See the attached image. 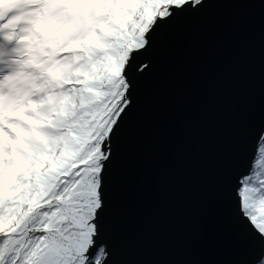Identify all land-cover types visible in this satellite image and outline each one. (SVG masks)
Instances as JSON below:
<instances>
[{"label":"snow or ice","instance_id":"obj_1","mask_svg":"<svg viewBox=\"0 0 264 264\" xmlns=\"http://www.w3.org/2000/svg\"><path fill=\"white\" fill-rule=\"evenodd\" d=\"M8 2L0 9V264H108L98 243L105 185L138 73L149 67L138 61L203 0ZM25 67L36 77L27 98ZM231 197L235 220L264 241V129Z\"/></svg>","mask_w":264,"mask_h":264},{"label":"water","instance_id":"obj_2","mask_svg":"<svg viewBox=\"0 0 264 264\" xmlns=\"http://www.w3.org/2000/svg\"><path fill=\"white\" fill-rule=\"evenodd\" d=\"M138 63L105 185L108 264L260 263L231 188L264 129V0H203Z\"/></svg>","mask_w":264,"mask_h":264},{"label":"clouds","instance_id":"obj_3","mask_svg":"<svg viewBox=\"0 0 264 264\" xmlns=\"http://www.w3.org/2000/svg\"><path fill=\"white\" fill-rule=\"evenodd\" d=\"M13 4H10L8 0H0V9L7 10L10 7H13ZM31 63V61H26V65ZM48 72L50 74H53V70L51 68L48 69ZM19 79L21 81V89L24 91V97L27 98L29 95H31V89L36 87L35 80L36 77L33 73L27 71V68L25 67L24 70H22L19 74ZM36 103L29 100L28 101V107L31 109L36 108ZM24 119H29V117L25 116Z\"/></svg>","mask_w":264,"mask_h":264},{"label":"trees","instance_id":"obj_4","mask_svg":"<svg viewBox=\"0 0 264 264\" xmlns=\"http://www.w3.org/2000/svg\"><path fill=\"white\" fill-rule=\"evenodd\" d=\"M262 259H264V256H263V258ZM258 264H260V263H258Z\"/></svg>","mask_w":264,"mask_h":264}]
</instances>
